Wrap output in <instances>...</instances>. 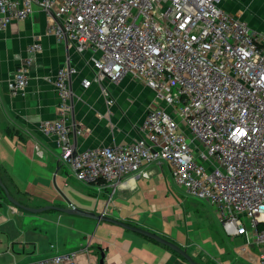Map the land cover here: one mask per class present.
Here are the masks:
<instances>
[{"label": "built area", "instance_id": "built-area-1", "mask_svg": "<svg viewBox=\"0 0 264 264\" xmlns=\"http://www.w3.org/2000/svg\"><path fill=\"white\" fill-rule=\"evenodd\" d=\"M223 1L0 0V30L39 6L58 40L89 54L85 86L96 82L105 91L107 81L130 75L154 92L134 141L78 150L74 138L84 128L71 120L78 68L67 57L52 77L57 116L40 129L55 137L78 180L115 189L127 175L167 161L175 183L212 205L229 236L256 244L264 264V33ZM41 49L38 41L28 47L31 54ZM32 61L28 55L19 64L12 90L29 84ZM75 257L12 264H72Z\"/></svg>", "mask_w": 264, "mask_h": 264}, {"label": "crops", "instance_id": "crops-1", "mask_svg": "<svg viewBox=\"0 0 264 264\" xmlns=\"http://www.w3.org/2000/svg\"><path fill=\"white\" fill-rule=\"evenodd\" d=\"M222 7L264 33V0H224ZM51 23L35 6L30 16L0 30V175L12 196L31 207L74 205L104 212L160 234L203 264H259V247L244 235L229 236L212 205L175 183L167 161L149 164L146 175H127L115 189L76 178L60 158L55 137L40 129L42 121L57 116L52 77L67 57L78 68L71 79V120L84 128L74 138L78 150L134 141L155 98L130 75L107 81L105 91L96 82L85 86L83 80L92 76L89 54L58 40ZM36 41L42 49L31 54L28 47ZM28 55L33 56L29 84L14 91L10 81ZM73 251L72 264H190L169 246L119 224L58 209L33 213L0 196V264Z\"/></svg>", "mask_w": 264, "mask_h": 264}, {"label": "water", "instance_id": "water-1", "mask_svg": "<svg viewBox=\"0 0 264 264\" xmlns=\"http://www.w3.org/2000/svg\"><path fill=\"white\" fill-rule=\"evenodd\" d=\"M0 187L3 189V192L5 194V196L8 198L9 201H11L14 205L27 210L29 212H33V213H40L43 211H46L48 209H58L64 212H68V213H73V214H78L81 216H87V217H92L96 220H106V221H110L113 222L115 224H119L121 226H123L124 228L140 233L144 236H147L149 238H152L158 242H161L162 244H165L166 246H169L170 248H172L173 250H175L177 253H179L180 255H182L188 262H190V264H203L201 262L196 261L188 252L187 250H185L184 248H182L181 246H179L178 244H176L175 242L161 236L160 234L150 231L146 228L140 227V226H136V225H131L127 222H124L122 220L116 219V218H112L110 216H107L104 214V212L100 213V214H96L94 212H90V211H86V210H82L77 208L76 206L72 205L69 208H65V207H60V206H55V205H45V206H40V207H31V206H27L23 203H21L20 201L16 200L8 186L2 181L1 175H0ZM103 261V254L101 257V262Z\"/></svg>", "mask_w": 264, "mask_h": 264}, {"label": "trees", "instance_id": "trees-1", "mask_svg": "<svg viewBox=\"0 0 264 264\" xmlns=\"http://www.w3.org/2000/svg\"><path fill=\"white\" fill-rule=\"evenodd\" d=\"M0 195L2 196V198H4V199H8L6 196H5V194H4V192H3V189L0 187ZM179 255V254H178ZM181 256V255H180Z\"/></svg>", "mask_w": 264, "mask_h": 264}, {"label": "rangeland", "instance_id": "rangeland-1", "mask_svg": "<svg viewBox=\"0 0 264 264\" xmlns=\"http://www.w3.org/2000/svg\"><path fill=\"white\" fill-rule=\"evenodd\" d=\"M196 199H198L197 197H195Z\"/></svg>", "mask_w": 264, "mask_h": 264}]
</instances>
